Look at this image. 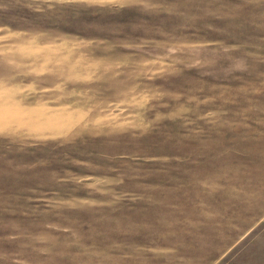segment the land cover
Returning a JSON list of instances; mask_svg holds the SVG:
<instances>
[{"label":"rangeland","instance_id":"374dc122","mask_svg":"<svg viewBox=\"0 0 264 264\" xmlns=\"http://www.w3.org/2000/svg\"><path fill=\"white\" fill-rule=\"evenodd\" d=\"M0 264H264V0H0Z\"/></svg>","mask_w":264,"mask_h":264}]
</instances>
